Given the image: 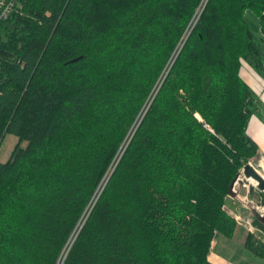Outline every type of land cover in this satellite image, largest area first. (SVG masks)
<instances>
[{"label":"trees","instance_id":"1","mask_svg":"<svg viewBox=\"0 0 264 264\" xmlns=\"http://www.w3.org/2000/svg\"><path fill=\"white\" fill-rule=\"evenodd\" d=\"M200 2L12 0L0 141L27 143L0 161V264H212L215 234L233 237L264 0H207L188 29Z\"/></svg>","mask_w":264,"mask_h":264},{"label":"rangeland","instance_id":"2","mask_svg":"<svg viewBox=\"0 0 264 264\" xmlns=\"http://www.w3.org/2000/svg\"><path fill=\"white\" fill-rule=\"evenodd\" d=\"M206 1L207 0H201L199 6L197 7V10L195 11L193 17L191 18V20L188 24V29H191L194 26V24H195L197 18L199 17V14H200L201 10L203 9ZM245 16L247 19L252 21V22L250 21V23L253 25V27L255 29H257V27H258L257 17L254 15V13L248 10L246 12ZM256 84H257V81L253 80V85H256ZM18 143H19V141H18V138L16 136L9 134V133H6L4 135V137L2 138V140L0 141V161H5L9 157L11 151L14 149V147ZM26 143H27L26 140H23L22 142L19 143V145L21 147H24L26 145ZM261 156H264V153H262L260 150L258 152L257 156L250 159L249 162H251V164L259 172V174L263 175V171L261 170V167L258 165L261 160L264 161V159ZM249 181L253 185L257 184V182L255 180H253L252 178H249ZM248 184L250 186V183H248ZM239 185H240L241 194L245 195L248 193L247 196H248L249 200H252V201L257 202V203L260 201H264L263 200L264 192L259 190L257 188V186H255V188L253 189V192H250L249 187H248V191H247V186H242L241 184H239ZM232 196L233 195L228 196L229 202H228V204L226 203L225 208L228 211V213L233 216L234 219H235V215H238L240 217V219H239L240 222L238 223L237 220L235 219L238 226L235 230L233 237H226L223 234L218 233L219 235L217 237H215V239L220 240L222 238V240H224V244H222V242H220L215 247H213V245H212V250H214V251L218 250V251H221L223 253H226L227 255H233L234 253H236V252L238 253L240 251V248L243 246V239L245 241V236L248 233V231L245 227V223L248 219H251V215H253L251 203H249L248 208H242L240 206V203L236 199H234ZM229 257H232V256H229Z\"/></svg>","mask_w":264,"mask_h":264},{"label":"crops","instance_id":"3","mask_svg":"<svg viewBox=\"0 0 264 264\" xmlns=\"http://www.w3.org/2000/svg\"><path fill=\"white\" fill-rule=\"evenodd\" d=\"M262 42L264 48V35ZM240 75L257 92L260 99L258 114L257 116H252L250 118L247 126V134H249V136L256 141L259 147L258 150H261V152L264 153V61L261 72L252 68L248 64H243L240 69ZM253 80L257 81V86L253 85ZM218 235L219 234L216 233L215 237ZM215 237L212 241L209 253V259L212 264H264V257L255 254L254 251L247 248L244 244V239L243 246L240 248L238 253L236 252L237 254L234 253L233 255H227L221 251L212 250V245L215 247L220 242L224 244V240H222V238L218 240L215 239Z\"/></svg>","mask_w":264,"mask_h":264},{"label":"built area","instance_id":"4","mask_svg":"<svg viewBox=\"0 0 264 264\" xmlns=\"http://www.w3.org/2000/svg\"><path fill=\"white\" fill-rule=\"evenodd\" d=\"M11 6H12V0H0V20L5 19L8 16V14L10 12V9H11ZM261 157L264 159V156H261ZM249 161L247 163L250 164L253 167V165ZM243 166L239 170V173H238V176H237V181H236V183H235V185L233 187L234 194H233L232 197L234 199H236L240 203V206L242 208H248L249 203H251L252 204V212L254 214H256L257 216L262 218V217H264V201H260V202L257 203V202H254V201L248 199V196H247L248 193L245 194V195L241 194V190H240V185L239 184H241L242 186H247V191H248V187H249V191H250L251 187H253V189H254L255 186H257V184L253 185V184L250 183L248 178H251V177H246L244 175ZM246 181L248 183H250V186H249V184ZM235 219L237 220L238 223L240 222V220H239L240 217L238 215H235ZM245 227H246L247 231L250 234H252L256 239L262 240L264 242V230L254 226L251 219H248L246 221Z\"/></svg>","mask_w":264,"mask_h":264},{"label":"water","instance_id":"5","mask_svg":"<svg viewBox=\"0 0 264 264\" xmlns=\"http://www.w3.org/2000/svg\"><path fill=\"white\" fill-rule=\"evenodd\" d=\"M243 173L246 177H251L252 179H254L255 181H257V188L261 191L264 192V178L250 165V164H245L243 166ZM234 183V181H233ZM233 183H231L230 187H229V194L233 195ZM253 190V187L250 188V191ZM258 218L264 220V217H259Z\"/></svg>","mask_w":264,"mask_h":264},{"label":"bare ground","instance_id":"6","mask_svg":"<svg viewBox=\"0 0 264 264\" xmlns=\"http://www.w3.org/2000/svg\"><path fill=\"white\" fill-rule=\"evenodd\" d=\"M260 167H261V170L263 171V175H264V161L263 160H261L260 162H259V164H258ZM260 170V171H261ZM261 175V174H260ZM263 175H261L263 178H264V176ZM248 180H249V178H248ZM254 180V179H253ZM236 181H237V178L234 180V183H233V187H234V185H235V183H236ZM257 182V181H256ZM251 183V182H250ZM230 195V194H229Z\"/></svg>","mask_w":264,"mask_h":264}]
</instances>
